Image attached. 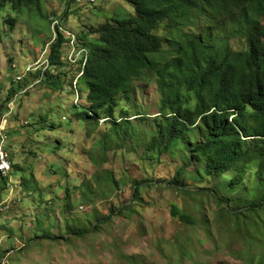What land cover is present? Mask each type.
Instances as JSON below:
<instances>
[{
	"label": "rangeland",
	"instance_id": "obj_1",
	"mask_svg": "<svg viewBox=\"0 0 264 264\" xmlns=\"http://www.w3.org/2000/svg\"><path fill=\"white\" fill-rule=\"evenodd\" d=\"M40 11L31 15L0 0V131L12 158L10 174L0 178V264H260L264 210L233 213L254 202L264 181V144H251L258 157L240 184H233L238 170L209 176L206 161L192 159L203 138L196 132L151 157L147 144L159 130L162 104L155 76L137 78L99 124L82 113L86 90L77 85L80 50L89 56L100 27L134 14L133 5L42 0ZM197 22L198 31L211 24L214 39L223 37L206 16ZM58 29L76 43L66 41L61 62L52 65ZM231 42L237 50L246 47L244 38ZM182 168V182L171 185ZM173 207L197 225L175 219ZM76 229L88 233L73 236Z\"/></svg>",
	"mask_w": 264,
	"mask_h": 264
},
{
	"label": "trees",
	"instance_id": "obj_2",
	"mask_svg": "<svg viewBox=\"0 0 264 264\" xmlns=\"http://www.w3.org/2000/svg\"><path fill=\"white\" fill-rule=\"evenodd\" d=\"M2 1L15 9L25 8L31 15L41 12L42 0ZM127 1L135 13L100 27L99 39L93 42L77 80L86 90L87 106L82 113L99 124L104 114H113L119 96L128 93L137 78L155 76L162 104L159 130L147 144L150 156L161 157L196 132L203 138L193 147L192 159L198 156L206 161L209 176L238 170L233 184H240L248 164L258 157V149L251 144H264V0ZM202 15L222 30L221 39H214L211 24L198 31ZM164 24L167 50L159 34ZM237 37L244 38V49L233 47L231 41ZM66 41L58 29L49 56L52 65L61 62ZM186 171L180 169L171 185L179 186ZM140 190L137 186L136 196ZM262 190L264 181L253 194L254 202L233 214L264 210ZM172 215L184 225H197L177 207ZM109 221L111 217L98 224ZM87 233L71 232L76 237ZM185 257L190 261L193 255Z\"/></svg>",
	"mask_w": 264,
	"mask_h": 264
},
{
	"label": "built area",
	"instance_id": "obj_3",
	"mask_svg": "<svg viewBox=\"0 0 264 264\" xmlns=\"http://www.w3.org/2000/svg\"><path fill=\"white\" fill-rule=\"evenodd\" d=\"M54 25H55V28H57V26H59V22L55 21ZM61 30H62V28L60 29V31ZM56 34H57V31H56ZM62 34H64L65 37H66V34L69 36V32H67V31H62ZM72 37L74 38V35H72L70 33V36L66 38L69 41L70 47H72V45L74 46L76 43L75 38H74V40H72ZM64 55H65V53H63V59H64ZM66 55L69 57L71 56V58H72L73 56H75V53H74V51L73 52L68 51L66 53ZM79 55H82V57H83V64L82 65L84 66L87 62V59H88L87 50L81 49L79 52ZM72 62L75 63L76 61L72 60ZM19 80H21L20 77H19ZM12 109H13V107H11V111H12ZM5 140H6V136H4L3 131H0V176H7L10 174V172L12 170L11 158H10V154L7 151L6 146H5Z\"/></svg>",
	"mask_w": 264,
	"mask_h": 264
}]
</instances>
